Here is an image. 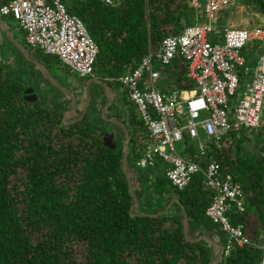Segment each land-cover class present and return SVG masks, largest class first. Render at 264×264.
Listing matches in <instances>:
<instances>
[{"label": "trees", "instance_id": "1", "mask_svg": "<svg viewBox=\"0 0 264 264\" xmlns=\"http://www.w3.org/2000/svg\"><path fill=\"white\" fill-rule=\"evenodd\" d=\"M10 1L0 0V9ZM188 1L128 0L110 8L99 0L71 5L63 0L99 48L89 85L98 79L101 87H87L88 96L71 119L65 114L73 110L75 98L66 100L67 94L54 87L56 101L26 102L31 85L17 76L16 65L3 60L14 56L19 64H39L47 71L53 62L66 66L57 57L29 50L26 41L20 44L29 50V59L16 39L7 37V44H0V264L260 263L262 250L255 246L221 256L226 236L206 216L214 193L205 188L202 176L180 191L167 180L163 162L137 167L139 135L147 134L141 119H133L139 134L127 129L123 143L114 146L89 119L91 113L92 118L101 116L104 104L96 95L103 87L113 92L120 85L110 79L133 72L151 48L180 34L183 25L195 24ZM239 4L264 16V0ZM7 18L2 22L19 28L13 17ZM3 30L0 27V36L6 39ZM257 49L243 52L252 67ZM165 71L177 90L193 86L181 59ZM250 139L255 152L247 150ZM180 149L183 157L195 154V144L187 137ZM209 149L246 195V214H233L232 224L245 225L258 246L261 231L251 234L249 226L254 219L264 228V124L259 130L231 132L222 149Z\"/></svg>", "mask_w": 264, "mask_h": 264}, {"label": "built area", "instance_id": "2", "mask_svg": "<svg viewBox=\"0 0 264 264\" xmlns=\"http://www.w3.org/2000/svg\"><path fill=\"white\" fill-rule=\"evenodd\" d=\"M99 1L116 8L128 0ZM238 3L189 0L195 24L183 25L180 34L151 48L133 72L109 81L127 91L147 132L139 135L137 167L145 169L163 162L167 180L180 191L202 176L205 188L214 193L206 216L226 236L222 256L255 246L262 250L259 264H264V246L255 245L245 225L231 222L233 214H246L245 192L209 153L211 145L222 149L231 132L259 130L264 124V50H256L253 67L243 55L264 46V25L234 27L223 23V13H230ZM0 16L15 19L30 48L57 57L80 78H95L99 48L81 19L68 13L63 0H11L0 9ZM177 58L187 67V79L193 86L160 92L155 86L160 72ZM185 137L195 144L191 159L181 155L179 145Z\"/></svg>", "mask_w": 264, "mask_h": 264}, {"label": "rangeland", "instance_id": "3", "mask_svg": "<svg viewBox=\"0 0 264 264\" xmlns=\"http://www.w3.org/2000/svg\"><path fill=\"white\" fill-rule=\"evenodd\" d=\"M73 2H69L68 5H71ZM222 21L223 23H230V25L234 26V27H246V26H256V25H264V16H262L261 14L255 12L252 8H247L245 6H243L242 4H239L236 6V8L232 9L230 11V13H223L222 15ZM2 17L0 16V21ZM8 20L9 17L7 18ZM259 21L261 24H259ZM11 22V21H10ZM4 30L7 29V26L2 24L0 25ZM25 33L21 30L18 29V27L16 25H13V28L11 29V35L10 37L13 40H17L15 41L16 44L21 45L22 43H25V39H24ZM8 36L6 35V39H2L0 36V44H7L6 40H8L7 38ZM9 41V40H8ZM21 43V44H20ZM4 46V45H2ZM260 46L262 47L260 49ZM259 49L260 52L264 50V46L260 45ZM6 47L11 50V52L15 51V47L14 49L11 47H8V45H6ZM29 50H34V49H29ZM21 55L23 54L20 51ZM26 57V55H24ZM24 57V58H25ZM50 57H55V56H50ZM18 60L16 57L14 56H10L9 59L7 60V62H5L3 60L4 63L10 64V65H16V74L17 76H21L23 77V80L25 79L30 85H31V89L34 90L35 95L41 99V100H46V101H56L55 99H58V94H53V92H56V89H53L52 85L53 83L59 81L60 85L63 87V89L66 90H87V87L92 90L98 89L99 87H101L98 84L95 83H91L89 85V82L91 80H89V78H80L78 77V75L73 72L71 69L67 68V67H61L58 66L57 64L52 65L50 68V74L48 72V74H46L45 69L42 67V65H38V64H19ZM52 60V59H51ZM2 61V60H1ZM53 62V61H52ZM54 63V62H53ZM44 74H45V79H44ZM47 76V77H46ZM24 80V81H25ZM47 81L48 83H50V86H48L49 84L44 82ZM25 81V82H26ZM53 81V83H52ZM171 79H162L161 81H159L156 84V87L159 86H163L167 83H170ZM42 83V84H41ZM40 84L42 86H40ZM89 85V86H88ZM103 89L105 90V87H103ZM113 94L116 97V104L120 105V111L123 113V118L124 120L126 119H135L136 121L140 119V116L136 110V108L130 104V102L128 101V97H127V91L119 86H115L113 87ZM54 104V103H53ZM100 110V109H99ZM113 110H117L116 107H112L111 109L109 108L107 111V113H102L101 114V118H92L91 115L93 113L90 114V121L94 122L93 124L95 125L96 128H100L101 131L104 132H110L111 130H113L115 127L113 123H109L108 121L111 118H117L118 115L115 112L114 115L112 114ZM117 121V120H116ZM119 122V121H117ZM128 130L130 132V134H134V132L137 130L136 126H131L128 125ZM124 128V126H123ZM256 135V134H254ZM253 139L255 140V136L253 137ZM253 139H250L249 143H248V151L249 152H255V149L253 147L254 142ZM181 145H179L180 147ZM178 147V145H177ZM260 152L258 151V154ZM191 155L188 156H184L185 159H191ZM257 227V229H256ZM254 230L256 231H261L260 235H259V239L258 242L260 245L264 246V228L263 227H259L255 220L253 219L250 223L249 226V232L252 234L254 232ZM216 237H213V239H215ZM215 243V241H214Z\"/></svg>", "mask_w": 264, "mask_h": 264}, {"label": "crops", "instance_id": "4", "mask_svg": "<svg viewBox=\"0 0 264 264\" xmlns=\"http://www.w3.org/2000/svg\"><path fill=\"white\" fill-rule=\"evenodd\" d=\"M2 24H4V25H6L7 26V29L6 30H3V31H5V33H6V35L8 36V37H10V35H11V26H9V25H7V23H5V22H2V21H0V25H2ZM1 27V26H0ZM19 30H21L20 28H18ZM9 30V33L7 34V31ZM22 31V30H21ZM24 38H25V36H24ZM26 41V40H25ZM30 48V47H29ZM31 49V48H30ZM28 51V58H27V56H26V58L27 59H29V57H30V55H29V50H27ZM23 52H24V55H26V53H25V51L23 50ZM54 63H52L51 65H49L50 67L53 65ZM39 65V64H38ZM44 68V67H43ZM45 69V68H44ZM50 69V68H49ZM45 71H46V74H48V72H49V74H50V71H47L46 69H45ZM51 75V74H50ZM166 75H167V73H166V71L164 70V71H161L160 72V79L158 80V81H156V83H155V86H156V84L159 82V81H161L162 79H164V78H167L166 77ZM47 77V76H46ZM44 79H45V74H44ZM170 79V78H169ZM44 82L45 83H47V84H49L48 86H50V83H48L47 81H45L44 80ZM52 83H53V81H52ZM94 83L96 84H98L99 85V80L98 79H96V80H94ZM42 84V83H41ZM40 84V86H42ZM52 87H53V89H54V87L56 88V89H58L59 90V92H61V93H65V94H67L66 95V97H65V99L66 100H70V99H73V98H75V100H74V102H73V110H71V111H69V112H67L66 114H65V118H70L71 119V117H73V112H74V110L76 109V108H78L79 107V102L80 101H82V100H84V99H86L87 98V96H88V94H87V90H85V91H83V90H79V89H77V90H75V91H73V90H66V89H63V87L60 85V82L59 81H57V82H55V83H53V85H52ZM122 87V86H121ZM176 86H175V84H174V82L171 80V82L170 83H167V84H165V85H163L162 87H159V86H157L156 88L160 91V92H166L167 90H169L170 88H173V90H175V91H179V90H177L176 88H175ZM35 94V93H34ZM53 94H56V92L54 91L53 92ZM52 94V95H53ZM58 97V96H57ZM127 97H128V94H127ZM96 100H98V102H100V103H102V104H104V107L101 109V112L102 113H107L108 111V109L110 108H112V107H116V109L117 110H113L112 111V114L114 115V113L116 112L117 113V115H118V117L117 118H111L108 122L109 123H113V124H115L114 125V129L113 130H111L110 132H104L103 134H104V140L105 141H107L108 142V144H110L111 146H114L115 144H118V143H123L122 141H123V139H124V133H125V131L128 129V125H131L132 127L133 126H135L134 125V123H133V119H126V120H124V118H123V113L120 111V105L119 104H116V97H115V95L113 94V92H111V91H109L107 88H105V90H104V92H102V93H100V94H97L96 95ZM128 101L130 102V104L131 105H133V103L130 101V99H129V97H128ZM104 102V103H103ZM79 104V105H78ZM134 106V105H133ZM135 107V106H134ZM136 108V107H135ZM137 110V109H136ZM101 113V114H102ZM97 119L98 118H101V116H99V117H96ZM119 121V122H117V121ZM95 122V121H94ZM123 126H124V128H123ZM137 135L139 134V128H137ZM135 133V132H134ZM132 135V134H131ZM134 135V134H133ZM128 138H129V135H126V138H125V148H127L128 147V144H130L129 143V141H128ZM216 263V262H215Z\"/></svg>", "mask_w": 264, "mask_h": 264}, {"label": "water", "instance_id": "5", "mask_svg": "<svg viewBox=\"0 0 264 264\" xmlns=\"http://www.w3.org/2000/svg\"><path fill=\"white\" fill-rule=\"evenodd\" d=\"M263 8H264V5H263ZM9 33V30L7 31V34ZM20 47L25 51V53H26V56H27V58H28V51H27V49L24 47V46H22V45H20ZM24 100L26 101V102H28V103H36L37 101H38V97L34 94V90L33 89H31V88H29V89H27L26 91H25V97H24ZM135 206H136V204H135ZM169 209V208H168ZM188 224V223H187ZM223 255V253H221V256Z\"/></svg>", "mask_w": 264, "mask_h": 264}]
</instances>
